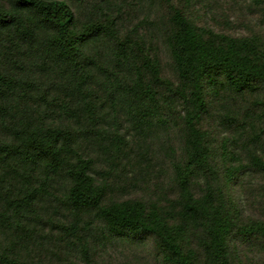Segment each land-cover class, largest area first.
Masks as SVG:
<instances>
[{
	"label": "trees",
	"instance_id": "obj_1",
	"mask_svg": "<svg viewBox=\"0 0 264 264\" xmlns=\"http://www.w3.org/2000/svg\"><path fill=\"white\" fill-rule=\"evenodd\" d=\"M0 264H264V0H0Z\"/></svg>",
	"mask_w": 264,
	"mask_h": 264
},
{
	"label": "rangeland",
	"instance_id": "obj_2",
	"mask_svg": "<svg viewBox=\"0 0 264 264\" xmlns=\"http://www.w3.org/2000/svg\"><path fill=\"white\" fill-rule=\"evenodd\" d=\"M206 18H213V15H212L211 13H208V14L206 15Z\"/></svg>",
	"mask_w": 264,
	"mask_h": 264
}]
</instances>
